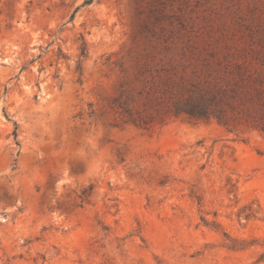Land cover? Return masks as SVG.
Returning <instances> with one entry per match:
<instances>
[{"label": "rangeland", "instance_id": "1", "mask_svg": "<svg viewBox=\"0 0 264 264\" xmlns=\"http://www.w3.org/2000/svg\"><path fill=\"white\" fill-rule=\"evenodd\" d=\"M85 1L0 0V264H264V134L111 109L152 38L264 44V0Z\"/></svg>", "mask_w": 264, "mask_h": 264}, {"label": "trees", "instance_id": "2", "mask_svg": "<svg viewBox=\"0 0 264 264\" xmlns=\"http://www.w3.org/2000/svg\"><path fill=\"white\" fill-rule=\"evenodd\" d=\"M81 51L86 57V43ZM143 51L111 104L117 124L149 130L171 119H187L264 134V44L152 38ZM121 68L126 71L123 64Z\"/></svg>", "mask_w": 264, "mask_h": 264}]
</instances>
